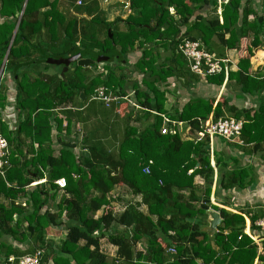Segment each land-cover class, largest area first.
<instances>
[{"label":"trees","instance_id":"obj_1","mask_svg":"<svg viewBox=\"0 0 264 264\" xmlns=\"http://www.w3.org/2000/svg\"><path fill=\"white\" fill-rule=\"evenodd\" d=\"M65 1L73 7L63 0H0V69L12 42L0 80V133L11 150L10 165L0 173V264H18L19 257L39 248L44 251L42 264L264 263L257 242L245 232L243 213L211 201L216 168L227 190L251 183L246 181L248 169L229 170L226 159L216 154L213 166L209 136L196 138L210 117L244 120L241 139L259 146L264 156V75L251 72L246 57L239 60L238 70L205 78L217 87L226 79L234 81L241 94L257 96L253 115L251 109L231 104L226 95L217 102L213 96L183 102L175 93L179 86L190 91L202 79L191 72L179 43L200 40L207 51L223 58L215 43L234 49L250 37L252 55L264 43V0H130L132 13L113 21L102 13L100 0ZM205 7L214 15L197 14ZM113 51L112 60L88 67L73 63L64 76L63 66L47 62ZM137 51L141 54L130 69L129 57ZM99 64L104 70L95 73L93 67ZM53 66L59 70L49 73ZM7 77L14 83L12 101ZM101 86L142 109L129 107L124 99L110 106L100 101L105 110L92 112L98 115L93 119L83 106L99 101L92 96ZM164 116L186 124L192 135L163 134ZM114 126L117 133L109 147L104 140ZM78 142L83 151L76 148ZM44 177L46 183L31 186ZM61 178L67 185L57 217L49 216L53 212L43 209L60 192L55 181ZM117 186H125L132 198L116 214L110 194ZM211 208L222 216L212 237L202 229ZM257 218L250 219L252 236L260 230ZM113 224L123 229L114 230ZM51 225L66 226L57 247L46 241ZM103 238L118 247L116 257L102 251ZM144 241L145 250L139 249ZM171 247L176 253H168Z\"/></svg>","mask_w":264,"mask_h":264},{"label":"crops","instance_id":"obj_2","mask_svg":"<svg viewBox=\"0 0 264 264\" xmlns=\"http://www.w3.org/2000/svg\"><path fill=\"white\" fill-rule=\"evenodd\" d=\"M101 8L104 16L107 20L113 21L117 18L126 19L131 13L130 7V0H100ZM256 3H259V0H256ZM68 6V4H67ZM174 9L171 8V13H173ZM221 7L218 8V14L220 21L223 22V18L221 14ZM200 13L202 15L212 16L214 14L213 10H210L208 7L204 9H200L197 11V14ZM250 19H253V16H250ZM250 37L242 38L240 41V46L234 49H227L224 48L220 44H214L217 50H220L224 53L223 59L227 60V65L230 67L231 70H238L239 69V60L242 58L249 57L251 63L250 71L253 73H257L260 75H264V70L262 67L264 66V43L260 46L253 48L252 55L249 53V45H250ZM215 53V52H214ZM141 52L137 51L130 55L129 60V68L134 65L136 60L139 58ZM131 59L134 60L131 63ZM132 64V65H131ZM128 68V69H129ZM132 73V72H130ZM136 73H132L133 78L136 77ZM132 79V78H131ZM176 86V82L174 83ZM177 87V86H176ZM180 89H183L179 86ZM186 91V96L184 98L179 97L180 93L177 94L179 99H183V102L187 101L189 98L192 97H215L216 102L221 100L223 95H226L228 99H230L231 104H234L239 109H251V115L254 114L255 110L258 107V98L257 96H251L246 94H241L240 88H238L234 81L229 82L227 79L225 80L224 84L220 87L215 85H211L202 78L201 81L190 91ZM264 95V92H263ZM11 98H14V95H11ZM11 100V99H9ZM13 100V99H12ZM11 100V101H12ZM182 101V100H181ZM170 103H172L170 101ZM170 103L168 106H170ZM87 111L90 107L89 104L83 106ZM76 109V107H74ZM8 112V111H7ZM5 119L8 118L4 116ZM98 117L95 113H92V118L95 119ZM211 118V117H210ZM209 118V119H210ZM150 121H152L150 119ZM138 127H143L144 123L136 122ZM178 132L182 136L183 127L189 128L186 124L180 122L177 124ZM75 128L73 129L72 136L75 134ZM184 128V129H185ZM112 133L113 131L110 130ZM120 137L119 134H117ZM71 136V137H72ZM183 137V136H182ZM183 138H187L183 137ZM80 142L77 143V149L80 151L82 147L79 146ZM81 145V144H80ZM212 145V165H215V154L219 156H223L226 159L227 167L229 170L240 167H246L249 171V177L246 178L248 182L252 179L251 183L242 186H235L232 189H225L221 186V183L218 181V169L216 168V175L214 178V185H213V192L211 196V201L213 204L218 205L219 207L226 208L232 212L243 213L244 217L246 218V233H251V217L257 216L256 221H258L263 216V209H264V156L262 152L258 150L256 144L245 143L242 139V143L234 142H224L222 137L215 136L211 140ZM114 230H122V226L115 227L113 226ZM52 234V233H50ZM57 235V234H56ZM264 235L263 231L257 229V235L254 236L255 241L259 246V253L264 254L262 251V240L264 237H259ZM56 238V237H55ZM56 239H52L49 243L55 247H57ZM48 243V242H47ZM145 241L140 242L138 244V248L145 250ZM101 249L104 253H106L109 258H114L117 256L118 247L113 245L108 241V238H103L101 240ZM255 264H264L263 261L257 259Z\"/></svg>","mask_w":264,"mask_h":264},{"label":"built area","instance_id":"obj_3","mask_svg":"<svg viewBox=\"0 0 264 264\" xmlns=\"http://www.w3.org/2000/svg\"><path fill=\"white\" fill-rule=\"evenodd\" d=\"M82 1L78 0L77 4H81ZM178 51L186 58L188 66L192 73L199 75L201 78H206V76L211 74H217L225 72L226 75L229 73L230 67L227 65V60L217 57L215 54L206 50L205 46L200 40H190L184 39L178 45ZM93 100H99L105 103L106 106H110L113 102H120L125 100L131 104L132 107L136 109H142V106L138 103L133 102L128 97H121L115 95L111 90L106 87H99L96 89L94 95L92 96ZM130 107V106H129ZM177 122L171 120L168 117L164 116V125L161 132L163 134H175L178 129ZM244 120H237L235 118H220L217 121H214L212 118L207 119L203 122L201 126V131L196 135L198 140H201L206 135L209 136L212 140L215 136L222 137L228 142L242 143L241 134L243 130ZM10 145L6 137L0 133V173L4 174L5 169L9 167V157H10ZM213 166H215L213 164ZM145 173H149V167L144 169ZM192 172V171H190ZM47 182V178L34 181L31 186L40 185ZM55 183L61 188L64 189L67 185L66 179L61 178L55 181ZM256 225L264 232V209L263 216L256 221ZM246 232V231H245ZM254 239L250 233H248ZM255 240V239H254ZM168 253H176L174 247L167 249ZM44 251L42 249H37L34 253L25 254L18 258V264H42V257ZM11 262L15 260V257L12 256L9 259Z\"/></svg>","mask_w":264,"mask_h":264},{"label":"rangeland","instance_id":"obj_4","mask_svg":"<svg viewBox=\"0 0 264 264\" xmlns=\"http://www.w3.org/2000/svg\"><path fill=\"white\" fill-rule=\"evenodd\" d=\"M64 1V5H66L67 6V4H68V6L67 7H70V8H72L73 7V4L70 2V3H67L65 0H63ZM77 1V0H76ZM74 3H76V2H74ZM103 13V12H102ZM212 15H214V14H212ZM134 62V60L133 59H131V63H133ZM132 65V64H131ZM53 68H55V69H58L57 67H52V69L49 71V73H52L53 72V70H55V69H53ZM63 69V68H62ZM59 70V69H58ZM93 70H94V72L95 73H100V72H102L103 70H104V66H103V64H99V65H97L96 67H93ZM126 72H128V74L130 75V70L127 68L126 69ZM132 78V77H131ZM130 78V79H131ZM5 85H7V87H11V92H10V94H13V90H12V88H13V86H14V83L11 81V79L9 78V77H7V80H5ZM186 91H184V89H180L179 87L176 89V94H179L180 93V96L179 97H181L182 96V98H184V99H186L185 98V96H186V93H185ZM185 95V96H184ZM171 99H172V96L170 97ZM13 98H11V100H12ZM10 100V101H11ZM182 101H183V99H182ZM127 102V101H126ZM129 103V102H128ZM129 106L130 107H132L131 106V104L129 103ZM104 105H103V103L102 102H100V101H96V102H92L91 103V106L87 109V114H91L92 112H104ZM122 122V121H121ZM121 122H119V126H120V130L122 129V123ZM92 123H94L93 121H92ZM95 128H97V127H99V129H100V131L102 130L103 131V126H97V125H93ZM185 127H183V132H182V136L183 137H188V136H191L192 135V133H191V130L189 129V128H185ZM81 131H83V128H81ZM112 133H109L108 135H107V137H106V140H104L105 141V143H107L108 145H109V147H112L113 146V143L112 142H114V134H116L117 133V128H116V126H114L113 127V129H112ZM103 138V137H102ZM79 141H80V139H79ZM81 144V145H80ZM80 144H79V146L80 147H82V143L80 142ZM63 193H64V191L61 189L60 190V192L59 193H57V194H55L54 196H52L51 198H50V200H49V203H48V205L47 206H45L44 207V209H43V211H45L46 209L48 210V211H50V212H53V213H57L58 211H57V204H58V202L61 200V197H62V195H63ZM110 197L112 198V200H113V203H114V205H115V207H116V214H117V212L119 213V212H121L122 211V207L123 206H125V201L126 200H129V199H131L132 198V196L130 195V193L129 192H127V190H126V187L124 186H117L116 187V189L115 190H113V192H111V194H110ZM117 199H120V200H117ZM115 201V202H114ZM65 221H66V219H64ZM113 226H114V228L115 227H118V225L117 224H113ZM47 235H46V241L49 243L50 241H52V239H56L55 241H56V243H57V245H60V243H61V241L63 240V238L65 237V233H66V226H53V225H51V226H49V227H47ZM50 233H52V234H50ZM57 234V235H56ZM56 237V238H55Z\"/></svg>","mask_w":264,"mask_h":264},{"label":"water","instance_id":"obj_5","mask_svg":"<svg viewBox=\"0 0 264 264\" xmlns=\"http://www.w3.org/2000/svg\"><path fill=\"white\" fill-rule=\"evenodd\" d=\"M26 2H27V0H26ZM26 2L24 4L23 10L21 12V15L23 14L24 8L26 6ZM21 15H20V18H21ZM20 18H19V20H20ZM260 20H262V18H260ZM17 29H18V24H17L16 29L14 31V35H13L12 41H13V39L15 37ZM11 45H12V42L9 45L8 52H7L6 56H5L4 62H3L2 67L0 69V80H1V77L3 75V71H4V68H5V63L7 61V57H8V53H9V50L11 48ZM115 55H116V52L113 51L112 53L99 54V55H95L94 58L93 57L90 58V57H82L81 53H79L77 55H73V56H70V57L49 58L47 60V62L50 63V64L63 66V69L61 71V75L64 76L65 73L71 67V64H73V63H77V65L82 66V67H88V66L94 64L95 61L103 63V62H106L108 60H112ZM81 97H82L83 101L86 99V96H85L84 93L81 94ZM207 214H208V219H207L208 225L203 226L202 229H204L207 232H209L210 236L212 237L215 234V232L218 230L219 225L222 223V216H221V213L219 211H217L215 209H212V208L207 210ZM53 215L57 217L56 213H50L49 214V216H53ZM30 230L33 232V228L32 227H30Z\"/></svg>","mask_w":264,"mask_h":264}]
</instances>
